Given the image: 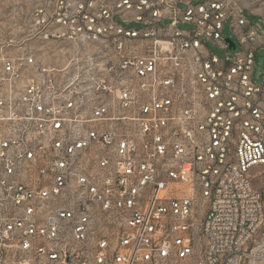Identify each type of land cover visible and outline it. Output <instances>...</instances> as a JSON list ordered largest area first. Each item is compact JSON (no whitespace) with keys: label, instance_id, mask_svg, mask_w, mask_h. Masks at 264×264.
Here are the masks:
<instances>
[{"label":"built area","instance_id":"2783aa9c","mask_svg":"<svg viewBox=\"0 0 264 264\" xmlns=\"http://www.w3.org/2000/svg\"><path fill=\"white\" fill-rule=\"evenodd\" d=\"M244 10L30 0L0 34V264H264V28Z\"/></svg>","mask_w":264,"mask_h":264},{"label":"rangeland","instance_id":"374dc122","mask_svg":"<svg viewBox=\"0 0 264 264\" xmlns=\"http://www.w3.org/2000/svg\"><path fill=\"white\" fill-rule=\"evenodd\" d=\"M30 0H0V34L9 32L19 33L24 27V23L27 17V10ZM242 4L249 10H244L245 17L252 23L261 24L264 28V0H242ZM138 24L130 23L128 27H137ZM182 27V26H180ZM227 34V31L224 30ZM209 48L218 56L222 55V52L214 45L208 44ZM42 55V47L38 48ZM264 66V49L256 52L255 67H254V80L259 81V73ZM249 176L252 186L261 192L264 200V167H254L249 170Z\"/></svg>","mask_w":264,"mask_h":264},{"label":"water","instance_id":"95a60500","mask_svg":"<svg viewBox=\"0 0 264 264\" xmlns=\"http://www.w3.org/2000/svg\"><path fill=\"white\" fill-rule=\"evenodd\" d=\"M226 41L229 42L231 47H233V43L229 39H226Z\"/></svg>","mask_w":264,"mask_h":264}]
</instances>
